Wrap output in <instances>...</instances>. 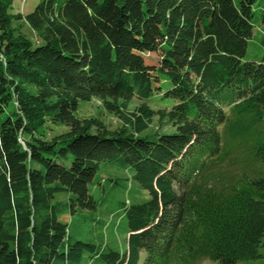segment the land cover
Segmentation results:
<instances>
[{"label":"trees","instance_id":"trees-1","mask_svg":"<svg viewBox=\"0 0 264 264\" xmlns=\"http://www.w3.org/2000/svg\"><path fill=\"white\" fill-rule=\"evenodd\" d=\"M37 1L23 15L0 0V264L260 259L264 173L220 188L216 165L227 112L264 115V56L246 59L264 2ZM93 99L121 126L79 118ZM155 118L175 133L146 134ZM57 126L69 130L52 136ZM253 156L264 164V144ZM102 164L149 195L124 204V251L72 241L62 220L97 209Z\"/></svg>","mask_w":264,"mask_h":264},{"label":"rangeland","instance_id":"rangeland-1","mask_svg":"<svg viewBox=\"0 0 264 264\" xmlns=\"http://www.w3.org/2000/svg\"><path fill=\"white\" fill-rule=\"evenodd\" d=\"M261 3L264 0H260ZM37 0H15L11 13L27 15L37 6ZM256 22V21H255ZM257 26L258 23L256 22ZM21 33L32 42L38 40L36 33L27 23L21 24ZM264 29L260 26L254 31L249 40L248 54L246 59L260 60L264 56V47L261 40ZM158 55L152 54L145 58L148 65L158 64ZM138 105L135 100L131 103V109ZM78 117L83 119H98L110 129L121 126V122L111 113L103 110L101 102L93 99L91 102L79 103ZM69 129L64 126L53 127L51 135L64 133ZM95 129L93 130V132ZM222 159L216 165L220 188L238 187L241 179L252 178L254 175L264 173V164L255 161L253 147L264 144V115H238L234 111L227 112V121L220 128ZM175 133L170 125L158 123L155 118L151 128L146 134ZM117 179V183L111 181ZM97 180L104 188L98 191L92 190L97 201L95 211L85 210L75 215H65L63 222L69 225L71 240L92 242L96 245L124 251L127 245V227L124 218V204L127 207L141 204L149 199L146 191L141 189L133 180L132 172H126L114 165L102 164ZM113 182V183H112ZM100 188L101 186L98 185ZM108 251V249H106ZM262 257L255 261H243L239 264H264V248L261 249ZM91 264H103L100 260ZM196 264H220L218 262L204 260Z\"/></svg>","mask_w":264,"mask_h":264}]
</instances>
